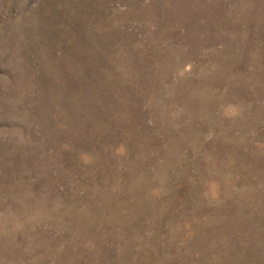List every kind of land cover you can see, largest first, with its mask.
Here are the masks:
<instances>
[{"label": "rangeland", "instance_id": "rangeland-1", "mask_svg": "<svg viewBox=\"0 0 264 264\" xmlns=\"http://www.w3.org/2000/svg\"><path fill=\"white\" fill-rule=\"evenodd\" d=\"M0 264H264V0H0Z\"/></svg>", "mask_w": 264, "mask_h": 264}]
</instances>
